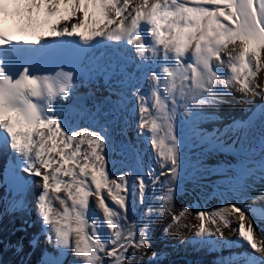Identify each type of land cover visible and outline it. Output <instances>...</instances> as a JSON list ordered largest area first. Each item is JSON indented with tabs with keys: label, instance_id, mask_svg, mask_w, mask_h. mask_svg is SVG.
<instances>
[{
	"label": "snow or ice",
	"instance_id": "obj_1",
	"mask_svg": "<svg viewBox=\"0 0 264 264\" xmlns=\"http://www.w3.org/2000/svg\"><path fill=\"white\" fill-rule=\"evenodd\" d=\"M93 68L121 77L117 101L109 100L117 108L133 89L136 141L114 140L87 109L78 81ZM262 72L264 0H0V155L13 165V209H26L32 186L40 189L36 213L58 253L41 264H64L69 255L70 264H130V257L145 255L157 209L149 204L131 218L137 191L140 204L150 185L162 192L154 199L171 215L167 235L190 211H173L180 180L196 179L204 156L243 151L252 124L233 120L209 130L202 125L219 117L206 109L239 93L245 104L259 98L256 114L264 122ZM178 112L187 114L184 120ZM189 145L200 152L195 160ZM115 154L127 169L119 174ZM259 182L264 158L227 191L212 193L216 208L196 211L192 241L217 254L212 264H264ZM226 228L235 239L224 236Z\"/></svg>",
	"mask_w": 264,
	"mask_h": 264
},
{
	"label": "bare ground",
	"instance_id": "obj_2",
	"mask_svg": "<svg viewBox=\"0 0 264 264\" xmlns=\"http://www.w3.org/2000/svg\"><path fill=\"white\" fill-rule=\"evenodd\" d=\"M101 51L102 50H98L97 55H100ZM110 59L111 58L106 59L104 56V59L101 62V67L106 66V63ZM133 68L134 67L132 65H128L127 72L134 74ZM120 79L121 77L119 76V74L109 78L107 75L101 72L98 78H93L91 75L82 76L79 78V82L81 83V86H79L78 88V93L80 96L83 95L82 97L84 98V102L86 104L87 109L90 110L92 115L95 116L96 120L99 118L101 120L99 121V123L106 125L110 129L111 135L114 140L116 141L123 140L125 134L129 132L132 135V139L136 141L137 133L140 131V129L137 126H135V124L131 126L126 125L130 123V117L127 116L129 115V107L133 105V103H137L135 99L131 98V93L133 89L129 87L126 90L129 99L128 101H126V106L123 108H117L114 103L109 102L110 100L109 98L107 99V97L109 96L110 98H113V100L111 101L113 102L117 101L118 97L115 94L114 90L119 91L121 89ZM95 81L100 82V86L98 87L99 88L98 90H100V95L102 97L101 99H97L86 95V92L89 89L90 84ZM258 82L264 85V72L260 73ZM141 87L142 90L147 88V83L146 82L143 83ZM239 95L240 94L237 93L235 97H225V100L227 102L222 103L218 109L217 108L206 109V114L217 115L219 117V120L206 122L202 126L209 130H211L213 127H219L220 125L222 127L219 128H223L225 125L230 124L231 121L227 123V121L230 119V116L234 115L233 117L235 120L242 121L253 109L259 108L260 105L259 98H257L252 104H245L238 99ZM103 109H105L106 112H103ZM122 110H124V112ZM181 113L183 112L177 113L178 114L177 117L179 120L181 118L180 117ZM121 117H123L125 121V125L120 121ZM126 118H128L129 121L128 120L126 121ZM224 122H226L227 124H225ZM80 123L81 126H86L83 122ZM112 123L114 124V126L113 125L110 126ZM257 126L260 127L262 126L261 119L257 120L256 122H253V125L251 126L252 130L256 131V139L258 142L250 141L249 138L250 136L245 137L243 141H241V143L244 146L248 147L247 149L243 147V151L245 150V153L246 150L248 149H252V150L259 149L260 148L259 145L261 143L256 145L255 142L259 143L260 140L264 141V127L263 129L257 131ZM229 143H231V141H229ZM189 148L191 149L190 145ZM237 148H239V146H237ZM243 151H236V152L226 151L223 153H216L211 156H204L203 157L204 167L201 168L200 171L196 174V179H192L191 175H189L184 177L182 180H180L181 189L175 198L173 211L175 213L176 212L179 213L180 210L185 207H188L190 211L189 213H186L185 216L181 218L179 223L174 225L173 229L165 236V238L163 239L164 240L163 245L162 243L160 244L157 242H153L150 248L155 249L156 247H158L159 255H162V252H166L165 254H168L171 248H173L175 244H178L179 242H183L184 245L186 239H188V241L192 240V233L195 229L191 228V226L198 225L199 223L195 215L196 211L198 209L212 210L216 208L220 202L218 199L212 196V193L217 190L227 191L230 186V182H234L236 179H238L242 171L246 170L249 167L258 169L262 158H264V156H262L257 161L255 160L253 162H249L243 159V157L241 158V155L238 154L239 152L242 153ZM118 155L119 154H115L112 157H110V159L115 161L117 174H119V172L121 171L120 165L122 163ZM199 155L200 152L198 149H191V151L189 152V156L192 160H195V158ZM145 161L148 163L151 162L149 161L147 155L145 156ZM126 170L127 169L125 168L124 171ZM189 171L191 172V169H189ZM22 174L27 176V174L25 173ZM256 176L257 177L259 176L258 171L256 173ZM33 179L38 180L39 178H33ZM163 179L164 177H161V180ZM251 182H252V178L249 179V183ZM256 188H264V182L257 183ZM156 189H157L156 191L155 190L153 191L158 192L159 194L162 195V192L158 188ZM39 191L40 189L35 187V185H33L27 197L28 201L30 202L28 207L24 210H18L16 211V213H13L11 217H7L0 221V232H1L0 233V264H41V260L46 259V255L48 257V253L44 250H46L47 248L45 247V244L48 245L49 243L48 240L46 241L47 239L46 236L42 234V225L40 219L38 218L37 214H35L34 212L35 198L36 195L39 193ZM7 192L10 194H8ZM12 193H16V187H15L11 157L0 155V214L3 206H9L13 201L11 200V202H9L8 204L7 202L3 203L1 202V197H6L8 195H11ZM252 194L256 195L257 193L253 192ZM231 202L234 203L235 200H231ZM262 202L264 201H258V203H262ZM161 203L162 202H160L159 204L160 212L158 215L160 216V218L162 217L161 212L165 211L164 209L161 208ZM5 209L7 208L5 207ZM164 214L166 215V213ZM170 219H171V215L167 214L168 222ZM30 222H32L31 226H33V229H30L31 227L30 225L28 226ZM13 224L20 232L19 235L22 236L21 238L25 239V242L27 244L29 243L28 246L23 245L24 248L21 251L22 252L21 255H23V258L22 256L21 258L24 260V263L17 261V259H19L17 256L18 254L17 255L14 254L11 250H7L5 247V242L7 241L6 239L10 240V237L12 236L9 227H12ZM262 227H264V225H262ZM257 230L262 235H264V232L261 229H257ZM31 233H33L34 235L33 234H32L33 236L30 235ZM224 236L230 240H233L232 237L234 236V233L230 228H226L224 229ZM35 237L39 241H44V240L46 241L43 247L36 248L35 245L31 243L32 240L35 239ZM44 247L45 249L42 250V248ZM197 248L198 249H195L197 250L196 253L200 255L202 249L199 245H197ZM141 251L143 252V250ZM235 251H238V249H236ZM152 252L149 254L148 258L145 259L147 263H150V258L152 257L153 254ZM139 254L140 253H137L135 257H130L131 264H134L139 260ZM186 254L187 252L186 253L184 252V255ZM172 258H174V260H171L173 264H201L198 261H192L190 263H186L181 261L180 260L181 258L176 256ZM162 259L164 258L162 257ZM9 260H12V262L9 263ZM71 260H72V256L69 255L65 260L64 264H70Z\"/></svg>",
	"mask_w": 264,
	"mask_h": 264
},
{
	"label": "rangeland",
	"instance_id": "obj_3",
	"mask_svg": "<svg viewBox=\"0 0 264 264\" xmlns=\"http://www.w3.org/2000/svg\"><path fill=\"white\" fill-rule=\"evenodd\" d=\"M98 83L100 85V82L99 81H95V82H93L91 84H92L93 87L95 86L94 88H96V91L98 93V96L96 98L97 99H101L102 97L100 95V90H98L99 89L98 88L99 87ZM108 98L110 99L109 96L107 97V99ZM133 105L135 106L136 103H133ZM133 105H131L129 107V115H127V116L130 117V123L129 124H126L128 126H131L133 124H135V126H137L136 124H137V121H138V114H134L133 113V107H134ZM122 111L124 112V110H122ZM103 112H106V110L103 109ZM185 116H186L185 113L184 114L181 113L180 120H184L185 119ZM233 116L234 115L230 116V119L227 121V123L230 122V121L232 122L233 120H235ZM127 120L129 121L128 118H126V121ZM97 121L99 122L101 120L98 118ZM120 121L125 125V121H124L123 117L120 118ZM224 123L227 124L226 122H224ZM112 125L114 126L113 123L110 126H112ZM219 127H222V126L220 125ZM124 139H129V140L135 141L134 139H132V135L129 132H127L125 134ZM260 141H259V143H257L258 141L255 142V144L256 145L260 144L261 143ZM259 147H260L259 149H256V150L248 149V150H246V153H245V150H244L242 153L239 152L238 154L241 155V158L243 157V159H245L246 161H249V162H253L255 160L257 161L259 158H261L262 156H264V151H262L261 145H259ZM244 148L247 149L248 147L247 146H244ZM227 166H228V163H227ZM227 169H230V168H227ZM153 190L156 191L157 189H153L151 186H149V189L146 192L145 203L144 204H140L139 203V193L137 191V197H136L137 203H136V207L131 210V212L133 214L131 216V218H133V219L138 218L139 217V214L142 213V212H144L145 209L147 208V206L149 204H152L157 209V211L154 214V222H153V226H152V229H151V231H152V242H151V244L153 242H157V243H160V244L162 243V245H163V243H164V240L163 239L166 236L164 234L165 233V227H166V225L168 223L171 222V219L168 222V220H167V214H168L167 211L161 212V215H162L161 218H160V216H158L159 215V212H160L159 204H160L161 201H158V200L154 199V196H160L161 194H159L158 192H155ZM8 194H10V193H8ZM14 197H15V193H12L11 195H8L6 197H1V202H3V203H6L7 202V204H8L9 202H11V200L14 199ZM5 207L7 209H5ZM3 208H2V211H1V214H0V221L3 220V219H5V218H7V217H11L13 213H16V211L20 210V209H13L10 205L9 206H3ZM34 212H35V214H37L36 213V209L34 210ZM164 213H166V215ZM176 213L179 214L178 212H176ZM156 217H158V218H156ZM29 225L31 226L32 225V222H30L28 224V226ZM39 226H40V223H39ZM15 228L16 227L14 226V224H13L12 227H9V230H10L12 236L10 237V240L9 239H6L7 241L5 242V247H6L7 250H11L14 254H16V255L18 254L17 256H18L19 259H17V261H20L21 263L22 262L24 263V260L22 259L23 258V255H21L22 254L21 251L24 248L23 245L28 246L29 243L27 244L25 242V239L21 238L22 236L19 235L20 232L17 230V228L16 229ZM27 229H28V227H27ZM30 229H33V226H31ZM258 229H261L264 232V227L258 226ZM32 234L33 233H31L30 235H32ZM4 236H5V233H4ZM4 236H1V237H4ZM232 238L235 239V235ZM46 241H47V239H46ZM46 241L45 240L44 241H39L35 237V239L32 240L31 243H33V245H35V247L37 248V247H43ZM190 242H191V245H190ZM184 243H185L184 245H183V242H179L178 244H175L174 247L171 248V250L169 251L168 254H165L166 252H162V255H158V258L155 259L154 264H173V262L171 260H174V258H172L174 256L181 258L180 260L183 261V262H186V263H190L192 261H198L201 264H212L213 260L215 259L216 255H217L216 253H210V252L205 251V250H202L201 251V254L199 255V254L196 253L197 250H195V249H198L197 248V244H195L192 240L188 241V239H186V242H184ZM45 247H47V248L44 251H46L48 253V257L46 255V259H51L53 257L58 256L57 251H55L56 249L51 244H48V245L45 244ZM45 247L42 248V250L45 249ZM153 250H155V251H153ZM238 251H243V249H238ZM151 252L152 253H154V252L155 253H158V247H156L155 249H153V248L147 249L145 255L139 254V260L136 263H134V264H151V262L150 263H147V261L145 260V259L148 258L149 254ZM184 252L185 253L187 252V254L184 255ZM223 254L224 255H227L228 252L225 251ZM21 256H22V258H21ZM162 257L164 259H162ZM11 262H12V260H9V263H11ZM64 263H65V261H64Z\"/></svg>",
	"mask_w": 264,
	"mask_h": 264
}]
</instances>
